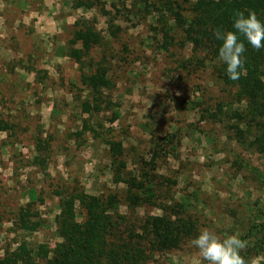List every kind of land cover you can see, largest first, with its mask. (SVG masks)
Returning <instances> with one entry per match:
<instances>
[{
	"label": "rangeland",
	"instance_id": "1",
	"mask_svg": "<svg viewBox=\"0 0 264 264\" xmlns=\"http://www.w3.org/2000/svg\"><path fill=\"white\" fill-rule=\"evenodd\" d=\"M194 1L0 0V255L21 238L60 240L56 190L99 196L130 235L164 213L221 238L263 217L264 119L190 42ZM80 25L100 36L83 63L69 53ZM97 68L106 84L94 93L80 74ZM27 201L40 223L30 232L13 224ZM74 213L80 224L79 198ZM147 236L146 264H208L196 236L159 249ZM257 243L247 264L263 259L264 237Z\"/></svg>",
	"mask_w": 264,
	"mask_h": 264
},
{
	"label": "trees",
	"instance_id": "2",
	"mask_svg": "<svg viewBox=\"0 0 264 264\" xmlns=\"http://www.w3.org/2000/svg\"><path fill=\"white\" fill-rule=\"evenodd\" d=\"M90 5L101 0H86ZM194 15L184 20V31L194 47L202 48L217 60L215 66L218 77L229 87H234L236 98L247 99L245 108L258 111L264 119V48L254 49L241 35L239 38L245 44L244 53L246 72L238 80L229 79L226 65L219 59L218 51L222 44L214 36V31H235L233 22L235 13L243 11L247 16L248 10L256 12L258 19L264 22V0H195L192 5ZM100 36L92 25H80L73 31L71 44L78 46L69 50L70 56L83 63L90 49L98 43ZM105 71L97 68L89 74L82 72L80 81L94 93H99L100 87L106 84ZM239 102V101H238ZM89 102L84 106L89 107ZM96 107V105H94ZM254 107V108H253ZM238 109V108H237ZM235 110L234 115L239 118L243 110ZM250 110V111H251ZM264 129V122L261 123ZM7 128L6 123L1 125ZM115 151H120L118 142L112 143ZM58 196L59 213L56 219V233L60 240L52 246L41 242L30 246L25 238L16 242L13 248H5L0 255V264H37L39 259L44 264H146L148 256L144 249V237L151 233L147 239L150 246L155 248H171L178 246L186 237H195V223L182 218L172 219L171 214L161 216L151 215L147 224L140 225L141 233L130 235L122 228L126 216L117 213L111 205L97 195H88L83 192L72 193L68 190H56ZM79 198L84 208V217L80 224L74 223L75 200ZM135 199V198H134ZM113 203V202H112ZM32 201L19 206L13 224L18 229L30 232L39 227L38 211ZM255 214L253 224L248 232L240 235L248 242V247L241 253L247 264L249 249L261 246L259 238L264 237V215ZM37 219H36V218ZM260 235V236H259ZM262 260L255 264H264Z\"/></svg>",
	"mask_w": 264,
	"mask_h": 264
},
{
	"label": "clouds",
	"instance_id": "3",
	"mask_svg": "<svg viewBox=\"0 0 264 264\" xmlns=\"http://www.w3.org/2000/svg\"><path fill=\"white\" fill-rule=\"evenodd\" d=\"M235 31H222L217 28L214 36L222 41L218 51L219 59L226 65V73L231 80H238L246 72L244 53L245 44L240 40L242 35L256 50L264 48V22H261L255 11H237L233 22ZM198 250L202 261L208 264H246L241 255L248 247V242L238 234L221 238L216 232L201 228L198 235L190 241Z\"/></svg>",
	"mask_w": 264,
	"mask_h": 264
}]
</instances>
